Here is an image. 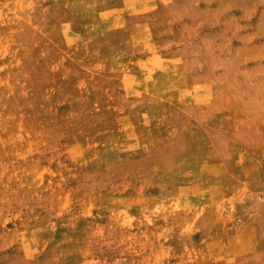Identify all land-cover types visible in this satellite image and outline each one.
<instances>
[{"label": "rangeland", "instance_id": "obj_1", "mask_svg": "<svg viewBox=\"0 0 264 264\" xmlns=\"http://www.w3.org/2000/svg\"><path fill=\"white\" fill-rule=\"evenodd\" d=\"M0 264H264V0H0Z\"/></svg>", "mask_w": 264, "mask_h": 264}, {"label": "crops", "instance_id": "obj_2", "mask_svg": "<svg viewBox=\"0 0 264 264\" xmlns=\"http://www.w3.org/2000/svg\"><path fill=\"white\" fill-rule=\"evenodd\" d=\"M126 6H130V4H126ZM132 7L133 4H132ZM170 61L168 59H164V58H161L159 56H155V55H148L144 58H141L138 60V65L142 68V69H146L148 70L149 72H156V71H160L159 68H157L156 65L160 66V65H165L169 63ZM148 71H144L142 72L143 74H147Z\"/></svg>", "mask_w": 264, "mask_h": 264}]
</instances>
